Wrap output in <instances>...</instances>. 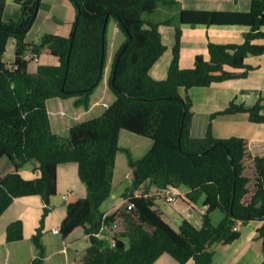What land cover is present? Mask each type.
<instances>
[{
  "label": "trees",
  "instance_id": "trees-1",
  "mask_svg": "<svg viewBox=\"0 0 264 264\" xmlns=\"http://www.w3.org/2000/svg\"><path fill=\"white\" fill-rule=\"evenodd\" d=\"M7 1L0 0V159L7 156L14 169L5 175L0 172V217L17 198L42 197L45 213L32 237L39 250L33 264H43L44 223L52 209L51 199L58 194L59 169L67 164L77 166L88 192L69 202L60 232L66 238L76 228H84L90 240L84 264H154L164 253L181 264H217L214 246L236 241L242 235L239 224L250 220L261 222L258 238L264 252V156L254 157L256 179L250 188L246 138H218L212 121L220 114L247 112L252 122L263 123L264 96L253 105L232 100L212 114L206 135L195 137L189 92L195 86L247 77L255 69L247 58L264 54V43L259 42L264 39V0H251L249 11L182 9L184 23L242 24L250 30L242 42H210L209 57L197 54L194 65L184 68L183 31L177 26L173 58L164 79L156 78L152 68L168 49L161 25L172 20L159 22L155 14L160 7L175 8L177 0H70L77 8L72 34L47 32L39 43L27 37L42 0H15L22 12L20 18L10 20L5 19ZM112 17L125 35L109 79L115 99L102 114L74 124L67 136L62 135L53 129L48 100L72 98L76 106L90 107L92 94L104 78ZM11 38L16 40V56L8 62L5 54ZM29 51L31 57H27ZM42 54L58 57L59 65L31 71V60ZM123 129L149 137L153 143L139 158L124 150L132 171L122 196L133 206L125 202L108 213L101 207L114 190ZM28 163L37 174L33 178L21 171ZM181 185L189 188L186 197L190 201L204 196L201 227L184 218L176 229L156 203L157 195L166 197L163 192ZM153 187L158 194H151ZM216 209L224 212L218 224L212 219ZM115 221L120 228L117 243L111 246L108 235L99 232L104 224ZM24 237V221H12L7 241Z\"/></svg>",
  "mask_w": 264,
  "mask_h": 264
},
{
  "label": "crops",
  "instance_id": "crops-1",
  "mask_svg": "<svg viewBox=\"0 0 264 264\" xmlns=\"http://www.w3.org/2000/svg\"><path fill=\"white\" fill-rule=\"evenodd\" d=\"M177 1L178 6L171 8L172 10L160 7L155 14V18L159 22L172 20L171 24L163 23L160 28L164 42L168 46V50L152 68V74L158 79H164L168 75L169 66L173 58V52L170 51V49H173L174 47L177 26L180 25L183 31L181 66L184 68L192 67L194 65L197 54H204L206 57H209L208 45L210 42H242L245 38V33L250 30V26L242 24L193 25L191 23H184L181 22L180 12L182 9L249 11L252 6L251 0ZM74 6L75 5L70 0H42L37 19L28 33V41L39 43L42 36L47 32L70 36L77 17V10ZM21 12L20 5H18L15 0L7 1L5 11L6 20L20 18ZM115 31L116 37L119 39V42L114 41V45H118L115 51L116 56L118 48L125 40V35L120 31L117 25ZM259 42L264 43V40L261 39ZM14 45L16 46V40L11 38L5 54V59L9 58L6 59L8 62H13L15 59H12L15 53ZM8 53L10 54V57ZM27 57H31L30 51L28 52ZM36 62L38 65H34V71L39 70L40 66L59 65L58 57L50 54L40 55ZM247 62L254 65L256 68L246 78L232 79L206 87L195 86L189 90L194 104V116L192 121L193 136H205L211 114L227 107L231 100L235 99L237 102H244L248 105H253L262 95L264 96V54L249 56ZM108 89L109 93H111L108 95H113V100L108 103L109 105L114 101L115 95L111 92L109 86ZM181 91L183 94L186 93L184 88H182ZM93 95L89 108L76 106L74 99L72 98H53L48 100L47 104L53 129L56 132L57 130L69 131V129L76 124L74 123L76 120H86L81 118H83L88 112L96 114L94 117L102 114L106 108L103 104L105 100L103 97L100 99L98 97L94 98ZM253 123L250 120V115L246 112L220 114L213 122L214 134L218 138H228L234 135L246 138L247 158L245 160V165L247 174L249 167L252 168V170L255 169L254 157L257 155L264 156V122L259 124ZM26 167L32 169L30 164L26 165ZM13 169L14 164L7 156L0 159V172L2 174L5 175ZM77 172L78 169L75 164H67L60 167L58 194L51 199L52 212L47 216L46 229H52L54 227L58 228L59 222L62 223L67 216L69 202L76 200L86 193L84 186H82L81 182L78 180ZM22 173L25 175L23 171ZM36 175L37 174H35V176ZM130 183V181L121 182V185L119 186L121 187L120 196ZM184 186L181 185L169 190L170 192H173L169 194H177L178 197L183 199L182 204H176L173 206L174 210L167 206L169 204L168 201L170 200L160 194L156 196V203L164 212L165 217L176 229H179L184 218H188L197 227H201L203 223L202 211L205 209L200 206L199 201L201 197L204 201V196H201L197 202L190 201L186 197L189 188ZM249 186L250 188H253V178ZM158 193L159 191L156 187L151 189V194ZM64 195H67L66 199L64 198ZM112 195L113 193L111 196ZM110 197L101 207L103 211L108 213L117 210L109 209ZM172 202L173 201H171V203ZM202 205H204V202ZM44 207L45 203L40 195L25 196L15 199L12 205L3 213L0 217V264H33V259L37 256V252L30 236L38 225ZM185 211H188L189 214L186 215ZM223 218L224 214L217 209L212 214V219L216 224L220 223ZM17 219H22L24 221L25 237L21 240L8 242L7 227L12 221ZM180 219L181 221H179ZM175 220L179 221V223H175ZM244 225L246 224H243L242 222L239 224L242 235L236 241L214 246V261L217 264H262L264 260V252L262 253V240L258 238V228L261 225V222L258 220H251L248 232L243 228ZM53 232L55 231L53 230ZM55 233L59 234V232ZM44 244L46 246L47 255L44 258L43 264H84L83 255L90 245V240L89 235L85 233L84 228L78 227L70 235L64 238L63 246L50 247L48 243ZM169 255L170 254L168 253H164L154 264H181L176 259V261H173L170 258L172 255ZM186 264H194V262L190 261Z\"/></svg>",
  "mask_w": 264,
  "mask_h": 264
},
{
  "label": "rangeland",
  "instance_id": "rangeland-1",
  "mask_svg": "<svg viewBox=\"0 0 264 264\" xmlns=\"http://www.w3.org/2000/svg\"><path fill=\"white\" fill-rule=\"evenodd\" d=\"M16 2V1H15ZM18 4V3H17ZM19 5V4H18ZM75 7V6H74ZM21 8V7H20ZM76 8V7H75ZM77 10V8H76ZM172 10V9H170ZM117 25V21L115 20V18L112 17V19L110 20V23H109V28H108V34H107V40H108V46H107V60H106V67H105V70H104V78L101 82V84L96 88V90L94 91V95L93 97H98L99 99L101 97H103V99L105 100V104H108L110 103L112 100H113V95H108V94H111L109 93V89H108V86L110 87V76H111V73H112V69H113V65L115 63V59H116V56H115V51H116V48L118 45H114L115 42H119V39L116 37V31H115V27ZM118 26V25H117ZM121 34V33H120ZM115 38V40H114ZM264 40V39H262ZM115 41V42H114ZM258 41V40H257ZM263 43V42H262ZM175 44V42H174ZM15 47V53L12 57L15 58V55H16V46L14 45ZM168 50V49H167ZM170 51L173 52V49L171 48ZM166 53V52H165ZM9 57H10V54L8 53ZM12 56V55H11ZM251 56H256V55H251ZM6 59H9V58H6ZM8 61V60H7ZM36 60H31L30 62V70L31 71H34V65L36 64ZM38 65V64H36ZM256 68V67H255ZM255 70V69H253ZM252 70V71H253ZM251 71V72H252ZM250 72V73H251ZM248 77V76H247ZM243 78H246V77H243ZM198 87H203V86H198ZM111 90V88H110ZM112 92V90H111ZM263 96V95H262ZM232 101V100H231ZM230 101V102H231ZM230 104V103H229ZM228 104V105H229ZM224 109V108H223ZM217 112V111H216ZM242 113V112H241ZM247 113V112H246ZM213 114V113H212ZM211 114V116H212ZM94 113L92 112H88L83 118L81 119H89L91 117H94ZM210 116V122H211V117ZM216 118V117H215ZM215 118L212 120L214 122ZM81 120H76L74 123H77ZM209 122V123H210ZM253 123V122H252ZM253 124H259V123H253ZM214 127V125H213ZM65 128V127H64ZM63 128V129H64ZM57 132H60L62 133L63 135H68L69 134V131L67 130H57ZM152 139L149 138V137H145V136H142V135H138L136 133H133L131 131H128L126 129H123L121 131V135H120V146L123 150H121L118 154V159H117V168H116V173H115V178H114V190H113V195L110 197L109 199V209L111 210H114V209H118V208H121L123 207L126 203V200L123 198V196L121 195L120 196V190H121V187H119L121 185V182L122 181H127V182H131V167L129 165V159H128V156L127 154L125 153L124 150L126 149H129L133 156L135 158H139V157H142L143 155H145V153L150 149V147L152 146ZM30 163L26 164V165H29ZM26 165L24 167H22L21 171H23L25 173V175H27L26 177L28 178H33L35 177V172L33 171V165L30 164L32 166V169L30 168H27ZM248 174L251 175V177L253 178L254 182H255V175H254V172H255V169L252 170V168H248ZM78 173V172H77ZM130 174V176H129ZM24 175V176H25ZM78 180L81 182L82 186H84V189L86 191V193L84 195L87 194L88 192V189H87V186L86 184L80 179L79 177V174H78ZM129 180V181H128ZM70 182V181H69ZM184 186V185H182ZM185 187V186H184ZM82 189V188H80ZM177 195V194H176ZM199 201V200H198ZM169 204L167 205L170 209H173V206H175L176 204H182L183 202V199L181 197H178V195L176 196V200H174L172 203L171 201H168ZM203 198L201 197L200 198V201H199V204L200 206L205 209V206L202 205L203 204ZM174 210V209H173ZM219 210L220 212H222L224 214V212L220 209H217ZM189 211V210H188ZM188 211H185L186 215L189 214ZM52 212V210L50 211ZM205 210L202 211V214H204ZM45 213V209L43 208L42 210V213H41V216H40V220L38 222V225L36 226V228L34 229L33 233L31 234V239L33 237V235L36 233L37 231V228L41 226V223H42V218H43V214ZM213 214V213H212ZM47 218L46 217V220H45V223H44V226H46V221H47ZM181 221V219L179 220ZM179 221L175 220V223L177 222V224L179 223ZM251 221V220H250ZM250 221H247V222H244L243 224H246L243 226V228H245L246 232L249 231V226H250ZM198 222V221H197ZM214 222V221H213ZM216 224V223H215ZM45 229V234H43L42 236V243H48L50 245V247H61L63 246V240H64V237L62 236L61 232H59V234L53 232V230L55 231L56 227L52 228V229H46V227H44ZM58 228H61V223L59 222V226ZM33 242V239L31 240ZM30 241V242H31ZM45 245V244H44ZM51 251V250H50ZM36 252H37V256H38V253H39V250L36 248ZM263 253V251H262ZM46 246H45V256L44 258L46 257ZM170 256V255H169ZM170 258L174 261L175 258H173L172 256H170ZM35 259V258H34ZM33 259V260H34ZM176 261V260H175ZM44 263V261H43Z\"/></svg>",
  "mask_w": 264,
  "mask_h": 264
},
{
  "label": "built area",
  "instance_id": "built-area-1",
  "mask_svg": "<svg viewBox=\"0 0 264 264\" xmlns=\"http://www.w3.org/2000/svg\"><path fill=\"white\" fill-rule=\"evenodd\" d=\"M39 59V55H36L35 60ZM166 192V193H165ZM163 192L164 194H166V197L170 200V201H174L176 194H169V193H173L168 191ZM64 198H67V195H64ZM128 203V207L131 208L133 206V202L127 201ZM119 228H120V224L118 221L113 222L111 225H106L104 224L99 232V235H108L109 238V242L111 243V246H115L117 243V233L119 232ZM55 232H60V228H56Z\"/></svg>",
  "mask_w": 264,
  "mask_h": 264
},
{
  "label": "water",
  "instance_id": "water-1",
  "mask_svg": "<svg viewBox=\"0 0 264 264\" xmlns=\"http://www.w3.org/2000/svg\"><path fill=\"white\" fill-rule=\"evenodd\" d=\"M107 22H108V20H107ZM107 22H106V25H105V28H104V31H103V35H104V36H105V34H106ZM125 47H126V46H125ZM104 52H105V47H104ZM115 74H116V70H114L113 83L115 82ZM231 160H233L232 156H231Z\"/></svg>",
  "mask_w": 264,
  "mask_h": 264
},
{
  "label": "clouds",
  "instance_id": "clouds-1",
  "mask_svg": "<svg viewBox=\"0 0 264 264\" xmlns=\"http://www.w3.org/2000/svg\"><path fill=\"white\" fill-rule=\"evenodd\" d=\"M105 103H107V102H104L103 104L105 105V107H107V106H109L108 104H105ZM131 174V173H130ZM130 174H129V176H130Z\"/></svg>",
  "mask_w": 264,
  "mask_h": 264
}]
</instances>
